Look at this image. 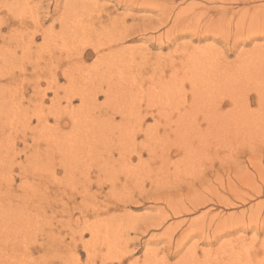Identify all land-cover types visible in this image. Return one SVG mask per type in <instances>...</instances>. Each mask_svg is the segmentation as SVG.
I'll use <instances>...</instances> for the list:
<instances>
[{
  "label": "rangeland",
  "instance_id": "obj_1",
  "mask_svg": "<svg viewBox=\"0 0 264 264\" xmlns=\"http://www.w3.org/2000/svg\"><path fill=\"white\" fill-rule=\"evenodd\" d=\"M69 1L71 0H0V264H145L148 262V259L153 258L152 252L154 256L158 255V257H163V259L168 256V260L165 259L164 261L166 264H177L180 257L181 259L184 258L182 259L184 261L186 259L192 260L188 259V256H185V254L190 255L192 258L196 256L193 260H197V258L207 259L208 257L205 258L204 256L205 249L213 251V255L211 254L210 257L217 258L216 260L211 258L214 261L211 264H215V261L216 264H238L239 261L244 263L249 261L246 264H260V260L264 261V230L262 229L259 232L254 231V233L253 229L249 228L248 223H251V225L260 224L264 219V130H257L259 135H257V131L252 133L251 130L244 133L241 125L237 128L233 125L232 131L242 129L240 133H237L238 135L231 132V130L227 132L222 129L221 132H218L215 128L211 131H215V133L213 132L214 134L220 133L218 137L219 141H217L216 137L211 136L210 133H208L206 138L205 135L202 138L195 137L196 130L193 129L195 133L192 132L193 126L198 127L200 124H203L204 120L203 113L199 112L202 105H196V107L191 108L194 102H191V99H193L192 92L194 89H197V85L195 84L194 87L190 81H187L189 80L188 74L191 65L181 63L180 61H183L189 52L188 50L193 51V48L196 49V52H199V56L202 55L201 58L203 57L205 60L203 61L204 69L207 70L203 81L202 79L197 81L198 85L202 86L203 89L199 93L209 96L207 98L204 97L208 100L209 108H212L211 104H209L212 101L208 98H212L213 100L217 96L216 101L222 102V119L229 118L226 112L231 110L229 109L231 106L234 107L228 98L229 93L233 91H236L237 96L239 95L238 98L242 97L243 101H247L246 104L252 107V111H258L259 104L257 99H259L258 95L260 94L259 88L264 98V59L263 63L260 62L262 70L258 66L256 75L247 76L239 74L242 79H239L240 76L237 75V79L235 78L232 82V86L229 85L226 78L228 77V73L234 70V67L246 65L245 54L248 56V53H252L254 56L257 52H260L264 55V39H261L264 36L255 37L248 43L242 42V37H246L248 34L251 35L253 31H259L258 27L254 28L255 24L257 26L254 18L247 19V22L240 21V17L243 16L242 13L246 9H254L255 6L257 7L261 3L264 4V0L250 3L244 2V0L238 2L236 0H149L148 8L147 6H140V3L144 0H137L134 7L130 5L125 6V2L130 4L129 0H76L78 1L76 4L65 5ZM170 13L171 19L167 25L159 26L155 31H148V34L147 32L138 34L143 28L144 23L142 22H151L152 25L154 23L157 24V21L160 22L164 18V14L168 15ZM179 13L180 15H176ZM177 16L183 19L181 20L182 22L180 21L172 33H167L169 26L173 23V19ZM146 17H151L152 19H147ZM124 18H126L127 22L125 24L127 27L129 25L132 28L134 27L136 35L134 34L133 37L125 40L123 39V41L116 40L115 43H111L112 45L110 46L113 48L110 50L108 43H110L111 38L109 37H113L115 34L118 35L119 31H123L125 28L123 27ZM136 22L138 25L141 23L142 26H138ZM225 22L226 25H224ZM241 22L246 24L242 25ZM115 23L118 24L116 25ZM183 23L186 26L182 25ZM221 25H223V28ZM103 30L105 34H103ZM78 31L80 32V36ZM151 34L155 37H159L160 35L164 40L161 38L160 40L151 42ZM99 39L100 42L98 41ZM104 39L107 42L105 46H102L103 49L97 53L93 51L92 47L96 43H102V40L105 42ZM168 40L171 41L169 42ZM147 41L150 42L147 43ZM121 47H125V49ZM75 49L93 52L91 56H85L86 59L82 63H77L82 67L76 64L78 69L82 72L83 67H85V71L87 72L82 73L88 74L91 71L92 77L95 76V73H97L96 76L99 74L97 81H103L104 85H106L104 89L107 88V80L108 85L111 84L109 88L115 92L113 100H107L104 94H99L97 105L89 108L88 106L86 108L82 107L80 98L74 99L72 107L78 113L75 115H78L79 125L77 128H73L71 125L62 127L63 131L61 132L62 135H60L55 130L53 132L54 128H52L55 127L53 126L55 123V119L53 118L55 111L51 102V99L54 98V93L51 89L47 90L48 96L46 97L44 106L46 115L49 116L48 124L51 128H43V124H38L36 118L33 117L41 107L39 105L34 106L35 102L39 99V97L35 96L36 88L34 87V82L38 79L37 73L40 72L42 75L40 76L39 88L40 90L46 89L50 85L51 73L53 71L51 70L52 65L56 64L55 61L51 62L52 59L62 52V55H64L62 63L68 64L67 62L73 61H69V58L72 56L76 57L75 53L77 50ZM104 52L109 53L111 56L113 55L111 65L108 63V59L105 60V57L101 55ZM50 54L53 58H50ZM99 55L101 56L99 57ZM238 55L243 59V63ZM66 56L69 57L66 58ZM174 56L176 57V65L172 67L170 62L173 58L175 59ZM115 60L116 64H114ZM48 63L49 66L46 67ZM237 63L239 64L238 66ZM35 65L39 67L37 71L34 70ZM186 71L188 72L186 73ZM213 72L214 74L216 73L215 76ZM175 75H177V78H175ZM206 75H210L212 77L211 80ZM185 78L188 79L186 80ZM205 79L210 81L208 82ZM170 82L174 83L175 86L170 85ZM163 83L167 85L166 88L168 86L173 87V97L176 99V102L173 99L170 103L173 108L166 110H169V113L173 114L174 120L179 112L184 111L183 117L186 120L189 116V122L190 118L194 120V123L191 121L194 125H189V122L188 124L185 122L190 128L185 125L184 118H182L183 121H181L180 126L176 124L177 122H174L172 128L166 129L164 127L166 118L160 115L159 110L162 101H165L166 98V95L163 93L164 88L160 87ZM214 84L215 86L217 85V88ZM59 86V96L64 107L66 102L62 97L66 93V90L70 88L68 78L60 76ZM89 86L87 87L89 88ZM207 86H209V89H207ZM180 87H182V93L179 91ZM121 88L132 90L126 99L125 96L123 98V95L122 97L119 96L120 94L118 95L119 92L117 91H121ZM209 92L213 94V97L212 95H207ZM115 95H118L117 98ZM240 95L242 96L240 97ZM156 97L157 99H155ZM181 97L187 100L185 105L186 110H184L182 105L180 107L177 106V100H181ZM132 102L135 106L131 104ZM170 104L166 107H170ZM137 106L141 107L140 112ZM120 108L121 110H119ZM60 109L62 110L59 114L61 113L62 119L67 121L69 119L67 112L69 111L62 107ZM147 110L156 114L153 113V116L143 117ZM166 110L162 109L164 112ZM49 111L51 114H48ZM26 114L32 116L29 119L30 121L25 120L27 119V116H24ZM139 116L140 119H138ZM110 119L113 120L110 121ZM221 126L223 127V125ZM74 129V134L80 131L77 147H81L82 149L86 150L89 147L93 149L94 146H102L103 143L108 142L107 145L109 148L112 147V152L108 151L109 156L107 157L109 158L106 159V163L103 162V158L106 157L107 151L103 152L105 155L101 159L96 157V155L85 157L87 154H84L85 151H81L83 155H80V157H78L79 155L77 157L71 156L72 160L69 159V155H64L58 151L59 145L62 151L65 136L72 134ZM133 129H141L136 135V142L144 141V144H146V148L144 147L142 150L140 159L137 155L138 152H135L134 149L130 150L132 147L128 148V146H131L129 137ZM51 132L54 137L51 135ZM183 133H186L187 136ZM46 136L48 138L51 136L50 140ZM180 136L183 139H191L190 143L193 145L190 149L194 147L192 153H187L185 149L172 148L173 146L170 143L172 141L174 143L175 141L178 142ZM164 138L168 141L164 140ZM54 141L59 142L56 143ZM218 142H220L219 146L215 145ZM194 143H198L196 144L197 146ZM208 143L213 144L214 147H209L207 148L208 151H205L207 149L203 147L208 146ZM166 144L171 145V149H167L168 145ZM150 145L156 148L152 153L147 148ZM199 145H201L200 149ZM53 146L58 150H54ZM114 147L116 151H114ZM52 149L56 157L49 153L52 152L50 151ZM169 150L171 154L169 158H166V155V157L163 156L164 151ZM49 155L50 157H48ZM227 156L230 157L228 158ZM64 157L65 159H63ZM82 158H84V161ZM85 158H88V160ZM73 160H76V162ZM131 162L134 165L138 164L140 167L133 166ZM131 167L132 169L135 167L134 171ZM145 167L151 168L146 169ZM110 168H112V171ZM217 169L219 170V175H216ZM88 171L91 172L89 173ZM204 171H207L206 174L209 176L208 181L212 180L211 182L204 181V179H202V182L199 180L202 178L201 175L205 173ZM178 184H182L180 191L179 188L175 187ZM201 193L207 197H205L206 201L209 197L208 201H205V205H198L199 207L196 206L197 208L191 206V210L188 209V212L179 215L171 214L173 209L181 208V205L184 203L185 207H187L190 201H192L189 200L192 197H202ZM217 193L220 195L218 198ZM221 198H227L229 201H221ZM210 199L211 201H209ZM103 205L104 207H101ZM106 206L110 208V211L109 208H105ZM160 213H169L170 219L167 218L161 227L150 228L148 231H143V233V221L149 216L154 217L157 214L160 215ZM206 213L207 215H205ZM224 218L228 219V223L230 224H228V227L242 224L247 231L242 229L237 232L234 231L233 233L235 234L233 235L227 236L223 235L224 231H222L221 239L212 243L205 242V240L207 241V239L212 238L211 233L214 232L219 219L223 220ZM76 219H79V221H76ZM179 222L182 223L178 224ZM195 227H197V230L193 231ZM74 229H79V231L87 229V231L79 233L77 232L78 230L75 232ZM201 229L205 231L201 233ZM90 230L93 231L91 232ZM106 231L108 232L105 233ZM188 231L191 233L199 231V233H196L197 236L192 235V237H189L184 246L180 248L176 247L177 245L175 244H178L176 242L178 236ZM161 232L163 235L165 234L162 236V240L149 238L153 233ZM172 234L173 237H171ZM202 235L206 237L203 238ZM226 242L229 244L226 246V248L228 247L227 249L223 246V243ZM194 243H197V245H194ZM220 245L224 248L216 254L215 251ZM194 246H197L196 249ZM146 249L151 250L147 252ZM180 253L184 255L181 256ZM159 264H162V262Z\"/></svg>",
  "mask_w": 264,
  "mask_h": 264
},
{
  "label": "bare ground",
  "instance_id": "obj_2",
  "mask_svg": "<svg viewBox=\"0 0 264 264\" xmlns=\"http://www.w3.org/2000/svg\"><path fill=\"white\" fill-rule=\"evenodd\" d=\"M237 2L238 1H241V0H236ZM235 1V2H236ZM256 1H263V0H244V2H256ZM129 2H130V4H128V2H125V6H127V5H130V6H132V7H134V4L137 2V0H129ZM156 2V1H155ZM233 2V1H232ZM76 3H78V1H76V0H74V1H69L68 2V4L66 3L65 5H73V4H76ZM82 3V2H81ZM179 3V2H178ZM177 3V4H178ZM57 4H58V2H57ZM148 4H149V0H144L142 3H140V6H142L143 5V7L144 6H147V8H148ZM256 4V3H255ZM155 5V4H154ZM153 5V6H154ZM77 6V5H76ZM150 6V5H149ZM156 6V5H155ZM167 6V5H166ZM255 6V5H254ZM69 7V6H68ZM67 7V8H68ZM71 7H73V6H71ZM131 7V8H132ZM205 7V6H204ZM249 7V6H248ZM103 8V7H102ZM137 8V7H136ZM143 9H145V8H143ZM160 9V8H159ZM181 9V8H180ZM243 9V8H242ZM156 10V9H155ZM192 10H194V9H192ZM244 10H245V8H244ZM170 11H172V10H170ZM175 11V10H174ZM81 12V11H80ZM159 12V11H158ZM201 12V11H200ZM108 13V12H107ZM24 15V14H23ZM158 15V14H157ZM165 15H167V14H164L163 16H164V18L160 21V22H158L157 21V24L156 23H154L153 25H152V23L150 22V23H146V22H142V23H144L143 24V28L141 29V32L139 31V33L138 34H140V33H143V32H147V34H148V31H155V29H158V27L159 26H165V25H167L168 24V22L170 21V19H171V13L170 14H168L167 16H165ZM176 15H180V13L179 14H176ZM234 15V14H233ZM242 15L243 16H241L240 17V21L242 20V22H247V19L249 20V19H251V18H254V21L257 23V26H256V24L254 25V28H257L258 27V29H259V31H253V33H251V35H247L246 37H242V42H250L253 38H255V37H258V36H260V35H262V37L264 36V4H260V5H258L257 7L255 6V8L253 9H251V8H249V9H246L243 13H242ZM161 16V15H160ZM75 17V16H74ZM230 17V16H229ZM238 17V16H237ZM147 18V17H146ZM151 18V17H150ZM150 18H147V19H150ZM154 18V17H153ZM94 19V18H93ZM118 19V18H117ZM126 18H124L123 19V21H124V23H123V27H125L124 29H123V31H119V33H118V35H113V37H109V38H111V40H110V43H108L109 45H108V47L110 46V45H112L111 43H115V41L116 40H118L119 39V41L120 40H122L123 41V39L125 40V39H127V38H130V37H133V35L135 34L136 35V32H135V29H133L132 28V26L130 27V25L127 27V25L125 24L127 21L125 20ZM152 19V18H151ZM115 20V19H114ZM154 21H155V19H153ZM160 20V19H159ZM181 20H183L182 18H180V16H177L175 19H173V23H171V25L169 26V29L167 30V33H172L176 28H177V26H178V24L180 23V21ZM197 20V19H196ZM195 20V21H196ZM208 20V19H207ZM101 21V20H100ZM112 21V20H111ZM143 21V20H142ZM198 21V20H197ZM122 22V21H121ZM182 22V21H181ZM220 22V21H219ZM241 22V24L242 25H244V24H246V23H242ZM251 22V21H250ZM229 23V22H228ZM116 24V23H115ZM118 24V23H117ZM116 24V25H117ZM135 24V23H134ZM136 24H137V22H136ZM252 24V23H251ZM263 24V25H262ZM138 25V24H137ZM136 25V26H137ZM182 25H185L186 26V24L185 23H183ZM224 25H226V22L224 23ZM228 25H230V24H228ZM115 26V25H114ZM133 26H135V25H133ZM138 26H142V24L140 23V25H138ZM237 26V25H236ZM246 26V25H245ZM256 26V27H255ZM81 27V26H80ZM101 27V26H100ZM122 27V26H121ZM182 27V26H181ZM196 28H197V26H195ZM221 27L223 28V25H221ZM221 27H220V29H221ZM230 27V26H229ZM240 27H243V26H240ZM103 28V27H102ZM106 28V27H105ZM105 28H104V30H105ZM109 28V27H108ZM114 28V27H113ZM186 28V27H185ZM195 28V29H196ZM203 28V27H202ZM206 28V27H205ZM238 28H239V26H238ZM244 28V27H243ZM70 29H71V27H70ZM74 29V28H73ZM78 29V28H77ZM118 29H120V28H118ZM199 29V28H198ZM237 29V28H236ZM242 29V28H241ZM60 30V29H59ZM104 30H103V34H105L104 33ZM109 30V29H108ZM116 30V29H115ZM120 30H122V29H120ZM138 30H139V28H138ZM187 30V29H186ZM197 30V29H196ZM212 30H213V28H212ZM137 31V30H136ZM194 31V30H193ZM228 31V30H227ZM72 32V31H71ZM79 32V31H78ZM77 32V33H78ZM116 32V31H115ZM138 32V31H137ZM208 32H209V30H208ZM221 32V31H220ZM237 32V31H236ZM241 32V31H240ZM239 32V33H240ZM113 33V32H112ZM196 33V32H195ZM98 34V33H97ZM102 34V35H103ZM114 34V33H113ZM154 34V33H153ZM185 34V33H184ZM76 35V34H75ZM110 35V34H109ZM204 35H205V33H204ZM222 35H223V33H222ZM239 35V34H238ZM79 36H80V32H79ZM79 36H78V38H79ZM101 36V35H100ZM114 36H115V38H114ZM236 36V35H235ZM148 37V36H147ZM193 37V36H192ZM203 37V36H202ZM207 37V36H206ZM76 38V37H75ZM102 38V37H101ZM157 38V39H156ZM162 38V36H160L159 35V37H155L154 35L152 36V34H151V42H155V41H157V40H160ZM208 38V37H207ZM72 39V38H71ZM98 39V38H97ZM107 39V38H106ZM146 39V38H145ZM163 39V38H162ZM261 39H264V38H261ZM67 40V39H66ZM105 40V39H104ZM164 40V39H163ZM174 40H176L175 38H174ZM228 40H229V38H228ZM71 41V40H70ZM99 42H100V39L98 40ZM169 41V40H168ZM171 41V40H170ZM169 41V42H170ZM187 41V40H186ZM205 41H206V39H205ZM69 42V41H68ZM80 42V41H79ZM97 42V41H96ZM102 43H99V44H97L96 43V45L95 46H93L92 48L94 49H92L93 51H95L96 53L98 52V51H101L102 49H103V47L102 46H105V44H106V42H107V40H105V42H103V40L101 41ZM118 42V41H117ZM150 42V41H149ZM148 41H147V43H149ZM226 42V41H225ZM241 42V43H242ZM48 43V42H47ZM56 43V42H55ZM60 43V42H59ZM71 43V42H70ZM243 43V44H244ZM246 43V44H247ZM263 43V42H262ZM237 44H238V42H237ZM251 44V43H250ZM227 45V44H226ZM236 45V44H235ZM256 45V44H255ZM61 46V45H60ZM71 46V45H70ZM122 46V45H121ZM146 46V45H145ZM149 46H151V45H149ZM161 46V45H160ZM187 46V45H186ZM236 46H238V45H236ZM243 46V45H242ZM72 47V46H71ZM155 47V46H154ZM175 47V46H174ZM180 47V46H179ZM197 47V46H196ZM234 47V46H233ZM232 47V48H233ZM52 48V47H51ZM68 48L70 49V47L68 46ZM110 48V50H112V46H110L109 47ZM122 48V47H121ZM124 49H125V47H123ZM122 48V49H123ZM148 48V47H147ZM146 48V49H147ZM160 48V47H159ZM192 48V47H191ZM255 48V47H254ZM84 49V48H83ZM100 49V50H99ZM146 49H144V50H146ZM172 49V48H171ZM185 49V48H184ZM194 50L193 51H190V50H188V48H187V50L189 51L188 53H187V56L185 57V59L183 60V61H180L181 63H186V64H190L191 66H190V72H189V74H188V77H189V80H187L186 78V80L187 81H190L191 82V85L192 86H194L195 87V84L197 85V89H194V91L192 92V97H193V99H191L192 101L191 102H193V104H192V106H191V108L192 107H196V105L197 106H200V105H202V107H201V110L199 111V112H202L203 113V118H204V120H203V124H196V125H199L198 127H195V125L194 124H192V123H194V120H191V118H190V122H189V117H187V120L183 117V115H184V111L183 112H179L178 113V116L176 117V119L174 120V118H173V114L172 113H169V110L171 109V108H173L172 107V105L170 104L171 103V101H173V99H174V101L176 100L173 96H174V91L172 90V88L173 87H167L166 88V84L165 83H163V84H161L160 85V87L161 88H164L163 89V93L166 95V98H165V101H162V103H161V107H160V115L162 116V117H164V118H166L165 119V124H164V127H166V129L167 128H172V125L174 124V122H177L176 124H178L179 126H180V123H181V121H183L184 120V123L186 122L187 124H188V122H189V125H194L193 126V128H192V132H194L193 131V129L194 130H196L193 134H194V136L195 137H198V138H202L204 135H205V138H206V136L208 135V133H210L211 134V136H214V137H216L217 138V141H219L220 139H218V137H219V135H220V133L218 134V133H216V134H214L215 133V131H211V130H214L215 128H216V130H218V132H221L222 131V129H224L225 131H227V132H230V130H231V132H233V133H235V134H237V133H240L241 132V130L243 129V131H244V133H247V131L249 132V130H251V132L252 133H254L255 131H257V130H264V98L262 97V92H261V90H259L260 88L259 87H257V88H259L258 89V91L260 92V94L258 95V98L259 99H257V101H258V104H259V110L257 111V110H255V111H252V107H250V105H248V104H246V102L245 101H243V98L241 97L242 95H240V97L241 98H238V96L236 95V91H231L232 93H229V100H230V102L234 105V107H230L229 109H231L229 112H226V114L228 115V117L229 118H226V119H222L221 117H222V102L220 101H216V97H215V99H213L212 100V98H208V99H211L210 101H212V102H210L209 104H211V106H212V108L210 107H208V100L206 99L207 97H209V96H204V95H206V94H200L199 92L200 91H202L203 89H202V86H200V85H198V83H197V81L200 79H202V81H203V77H205L204 75H205V73H206V70L207 69H204V64H203V61H205L204 59H203V57L201 58V56H199V52L197 51L196 52V49L195 48H193ZM239 49V48H238ZM256 49V48H255ZM52 50V49H51ZM60 50V49H59ZM74 50V49H73ZM75 50H77L76 51V53H75V56L76 57H74V56H70L71 58H69V61H71V60H73V61H71V62H67L68 64H63L62 63V61H64L63 60V56L64 55H62V52L61 53H59V55L58 56H56L54 59H52V61L50 60V58H53V56H51V54H50V58H49V60L53 63L54 61L56 62V64H54V65H52V69L51 70H53L52 71V73H51V71H50V73H51V81H50V85H48L47 86V88L46 89H44V90H40V76L42 75V74H40V72L39 73H37V77H38V79L37 80H35L36 82H34V87L36 88V90H35V96H37V98L39 97V99L35 102V105L34 106H37V105H39V106H41L40 107V110H38V113H35V115L33 116V117H35L36 118V120H37V122H38V124H43V128H45V127H49V128H51L50 126H49V122H48V120H49V116L48 115H46V109L44 108V106H45V101H46V97L48 96L47 94H48V92H47V90H49V89H51L52 90V92L54 93V98H52L51 99V102H52V105H53V109H54V111H55V113L53 114L54 115V119H55V123L53 124V126H55V127H52V128H54L53 129V132H54V130H55V132L56 133H58V134H60V135H62V127H66L67 125L69 126V125H71L73 128L75 127V128H77V126L79 125V118H78V115H75V114H78L77 113V111H75V110H73V107H72V104H73V101H74V99H76V98H80V103H82V107L83 108H86L87 106H88V108L89 107H93V105H97V100H98V95L99 94H104L105 95V97H106V99L108 100V99H112L113 100V96H114V92L115 91H113L111 88H109L110 86H111V84H109L108 85V81L106 80V83H107V88L106 89H104V86H106V85H104V83H103V81L101 82V81H97L98 79V75L96 76V74L97 73H95V76L94 77H92L91 76V71L88 73V74H83L82 72H87V71H85V67H83V69H82V72L78 69V67H77V65H79V64H77V63H82L85 59H86V57H88V56H91L92 54H93V52L92 51H88V50H86V51H80L79 49H75ZM118 50H120V49H118ZM139 50H141V49H139ZM143 50V49H142ZM186 50V49H185ZM192 50V49H191ZM52 51H54V50H52ZM80 51V52H79ZM114 51V50H113ZM120 51H122V50H120ZM148 51H150L149 49H148ZM228 51V50H227ZM241 51V50H240ZM71 52V51H70ZM73 52V51H72ZM126 52V51H125ZM143 52V51H142ZM180 52V51H179ZM105 53V52H104ZM102 53L101 55H103V57H105V60H107V61H109L108 63H110V65H111V62H112V60H111V58H112V56L109 54V53ZM110 53H112V52H110ZM177 53V52H176ZM260 52H257V54L256 55H252V53H248V56H246V54H245V57H246V59H245V61L247 62L246 63V65L244 66V65H239L238 63H237V66L238 67H234V70L233 71H231L230 73H228V77L226 78L227 80H228V82H229V85H231L232 86V82L235 80V78H236V76L237 75H239V74H242V75H247V76H250V75H256V71H258V66H259V68L261 69V67H262V65H261V63H263V59H264V55H262L261 53L259 54ZM98 54H100V53H98ZM113 54V53H112ZM116 54V53H115ZM255 54V53H254ZM73 55V54H72ZM101 55H99V57L101 56ZM111 57H110V56ZM180 55V54H179ZM86 56V57H85ZM168 56V55H167ZM225 56V55H224ZM242 56V55H241ZM69 57V56H68ZM67 56H66V58H68ZM109 57V58H108ZM175 57V56H174ZM238 57H239V55H238ZM243 57V56H242ZM121 58V57H120ZM170 58V57H169ZM237 58V57H236ZM240 59H241V57H239ZM65 59V58H64ZM99 59V58H98ZM110 59V60H109ZM114 59V58H113ZM165 59H168V58H165ZM182 59V58H181ZM117 60V59H116ZM116 60L114 61V64H116L115 62H116ZM170 60H171V58H170ZM167 61V60H166ZM209 61V60H208ZM118 62V61H117ZM169 62V61H168ZM167 62V63H168ZM234 62V61H233ZM241 62L243 63V59H241ZM241 62H240V64H241ZM261 62V63H260ZM37 63V62H36ZM47 63V62H46ZM107 63V64H108ZM119 63V62H118ZM167 63H166V65H167ZM171 66L172 67H174L175 65H176V57H175V59L173 58V60H171ZM232 63V62H231ZM38 64V63H37ZM77 64V65H76ZM207 64V63H206ZM219 64V63H218ZM225 64H227V63H225ZM130 65V64H129ZM163 65H164V62H163ZM208 65V64H207ZM236 65V64H235ZM49 66V63L46 65V67H48ZM79 66H81V65H79ZM121 66V65H120ZM35 68H34V70L35 71H37L38 69H39V67H38V65H35L34 66ZM82 67V66H81ZM182 67H183V65H182ZM210 67V66H209ZM92 68V67H91ZM90 68V69H91ZM97 68V67H96ZM117 68H118V66H117ZM90 69H88V70H90ZM104 69V68H103ZM119 69V68H118ZM158 69V68H157ZM165 69V68H164ZM173 69V68H172ZM48 70V69H47ZM47 70H45V72L47 71ZM183 70V69H182ZM262 70V69H261ZM166 71V70H165ZM184 71V70H183ZM230 71V70H229ZM104 72V71H103ZM188 71H186V73H187ZM35 73V72H34ZM46 73H48V72H46ZM119 73V72H118ZM122 73V72H121ZM165 73V72H164ZM185 73V72H184ZM186 73H185V75H186ZM220 73V72H219ZM49 74V73H48ZM105 74V73H104ZM104 74H102V75H104ZM162 74V73H161ZM213 74H214V72H213ZM216 74V73H215ZM215 74H214V76H215ZM112 75V74H111ZM121 75V74H120ZM119 75V76H120ZM128 75V74H127ZM184 75V76H185ZM218 75V74H217ZM34 76H35V74H34ZM60 76H64V77H67L68 78V82H69V85H70V88H68V90H66V93L64 94V96L62 97L64 100H65V105H64V107L62 106V101H61V97L59 96V90H60V86H59V79H60ZM207 77L209 76L210 77V75H206ZM213 76V77H214ZM240 76V75H239ZM36 77V78H37ZM43 77V76H42ZM48 77V76H47ZM88 77V78H87ZM116 77V76H115ZM162 77H166V76H162ZM170 77V76H169ZM187 77V76H186ZM217 77V76H216ZM243 77H245V76H243ZM44 78V77H43ZM42 78V79H43ZM76 78H78L77 80H76ZM109 78H111V77H109ZM113 78V77H112ZM120 78V77H119ZM175 78H177V75H175ZM196 78H198L197 80H196ZM211 78L212 77H210V80H211ZM91 81H90V80ZM169 79V78H168ZM184 79V78H183ZM183 79H181V80H183ZM214 79H215V77H214ZM237 79V78H236ZM239 79H242L241 78V76L239 77ZM238 79V80H239ZM49 80V79H48ZM84 80H86V81H84ZM109 80V79H108ZM112 80V79H111ZM111 80H110V82H111ZM119 80V79H118ZM185 80V81H186ZM206 81H208V79H205ZM209 80V81H210ZM82 81V82H81ZM138 81V80H137ZM208 81V82H209ZM213 81V80H212ZM219 81V80H218ZM239 81H241V80H239ZM47 82V81H46ZM81 82V83H80ZM109 82V83H110ZM126 82V81H125ZM173 82V81H172ZM181 82V81H180ZM184 82V81H183ZM207 82V83H208ZM214 82V81H213ZM116 83V82H115ZM127 83V82H126ZM199 83H201V82H199ZM125 84V83H124ZM168 84V83H167ZM173 85V86H175V84L174 83H171L170 82V85ZM226 84V83H225ZM255 84V83H254ZM90 85V86H89ZM115 85V84H114ZM205 85V84H204ZM211 85V84H210ZM248 85V84H247ZM256 85V84H255ZM68 86V85H67ZM87 86H89V88L87 87ZM132 86V85H131ZM182 86H183V84H182ZM214 86H215V84H214ZM217 86V85H216ZM215 86V87H216ZM242 86V85H241ZM76 87H78V88H76ZM209 86H207V89H209L208 88ZM211 87H212V85H211ZM214 87V88H215ZM262 87H263V85H262ZM58 88H59V90H58ZM71 88H73V89H71ZM114 88V87H113ZM166 88V89H165ZM179 88V87H178ZM177 88V89H178ZM181 88L182 87H180V92H181ZM217 88V87H216ZM233 88V87H232ZM156 89V88H155ZM221 89V88H220ZM228 89V88H227ZM243 89H244V87H243ZM249 89V88H248ZM263 89H264V87H263ZM230 90H231V88H230ZM238 90V89H237ZM117 91V90H116ZM131 91L132 90H128V89H126V88H121V91H117V92H119L118 93V95L119 96H121L122 97V95H123V98H124V96H125V99L127 98V97H129V95H130V93H131ZM142 91V90H141ZM227 91V90H226ZM244 91H245V89H244ZM147 92V91H146ZM215 92V91H214ZM219 92H220V90H219ZM156 93V92H155ZM178 94H179V92H177ZM182 93V92H181ZM180 93V94H181ZM185 93V92H184ZM177 94V95H178ZM242 94H243V92H242ZM244 94H245V92H244ZM117 95V96H118ZM150 95H152V94H150ZM185 95H186V93H185ZM207 95H212V97H213V94H211L210 92L207 94ZM264 95V94H263ZM117 96L115 95V97L117 98ZM135 96V95H134ZM176 96V95H175ZM215 96V95H214ZM114 97V99L116 100V98ZM152 97V96H151ZM186 97V96H185ZM184 97V98H185ZM204 97H206V98H204ZM211 97V96H210ZM222 97H224V96H222ZM246 97V100H247V95L245 96ZM122 98V99H123ZM122 99H121V101H122ZM155 99H157V97L155 98ZM31 100V99H30ZM142 100V99H141ZM151 100V99H150ZM207 100V101H206ZM24 101V100H23ZM186 99H183L182 97H181V100H177V106H181L182 105V107H184V110H186ZM111 102V101H110ZM160 102V101H159ZM158 102V103H159ZM176 102V101H175ZM244 102V103H243ZM79 103V104H80ZM114 103V102H113ZM136 103V102H135ZM185 103V104H184ZM119 105H120V103H118ZM131 104H133L134 105V103L132 102ZM150 104V103H149ZM171 105L170 107H166L167 105ZM250 104V103H249ZM137 105V104H136ZM160 105V104H159ZM175 105V104H174ZM135 106V105H134ZM65 108V109H67L69 112H67V114H68V117H69V119L66 121V120H64V119H62L63 118V116L61 115V113L59 114V112L62 110V109H60V108ZM98 107V106H97ZM107 107H109V106H107ZM138 107V106H137ZM151 107H153V106H151ZM150 107V108H151ZM155 107V106H154ZM153 107V108H154ZM121 108H122V106H121ZM121 108L119 109V110H121ZM136 108V107H135ZM143 108V107H142ZM52 109V110H53ZM114 109V108H113ZM131 109V108H130ZM140 109H141V107L139 106L138 107V111L140 112ZM162 109L163 110H166V109H169V110H166L165 112L164 111H162ZM188 109V108H187ZM197 109H198V107H197ZM100 110V109H99ZM102 110V109H101ZM193 110H194V108H193ZM254 110V109H253ZM35 111V110H34ZM118 111V110H117ZM122 111H123V109H122ZM172 111V110H171ZM176 111V110H175ZM180 111V110H179ZM191 111V110H190ZM25 112V111H24ZM48 112V111H47ZM127 112V111H126ZM131 112V111H130ZM134 112V111H133ZM157 112H158V110H157ZM168 114H167V113ZM106 113V112H105ZM154 112H151V111H149V110H147V112L144 114V116L143 117H146V116H153L152 114H153ZM48 114H51V112L49 111V113ZM154 114H156V113H154ZM186 114V113H185ZM159 115V116H160ZM24 116H27V119H25V120H29V119H31L32 118V116H30V115H24ZM186 116V115H185ZM109 117V116H108ZM202 117V116H201ZM24 118H26V117H24ZM110 118H111V116H110ZM156 118V117H155ZM182 118H184L183 120H182ZM261 118H263V119H261ZM138 119H140V116H139V118ZM157 119V118H156ZM162 119V118H161ZM195 119V118H194ZM222 119V120H221ZM14 120V119H13ZM24 120V119H23ZM22 120V121H23ZM82 120V119H81ZM105 120V119H104ZM113 119H110V121H112ZM30 121V120H29ZM32 121V120H31ZM92 121H93V119H92ZM123 121V120H122ZM191 121H193L192 123H191ZM223 121V122H222ZM106 122V121H105ZM125 122V121H124ZM137 122V121H136ZM198 122V121H197ZM108 123H110V122H108ZM183 123V124H184ZM186 123H185V125H186ZM117 124V123H116ZM121 124V123H120ZM119 124V125H120ZM124 124V123H123ZM140 124V123H139ZM142 124V123H141ZM28 125H30V124H28ZM87 125V124H86ZM115 125V124H114ZM155 125V124H154ZM166 125V126H165ZM184 125V126H185ZM221 125H223V127L221 126ZM233 125L237 128V127H239L240 125L242 126V129L240 130V129H238L239 131H232L233 130ZM93 126V125H92ZM157 126H158V124H157ZM156 126V127H157ZM162 126H163V124H162ZM183 126V125H182ZM186 126H188V125H186ZM110 127V126H109ZM120 127V126H119ZM135 127V126H134ZM148 127V126H147ZM154 128V127H153ZM186 128V127H185ZM188 128H190L189 126H188ZM47 129V128H46ZM110 129V128H109ZM142 129V128H141ZM141 129H138V130H136V129H133L132 131H131V133H130V137H129V141H130V145L131 146H128V148H130V147H132V148H130V150L131 149H134V151L135 152H138V156H139V159L141 158V156H142V150L144 149V147H145V145L146 144H144L145 142L144 141H141V142H136L137 140V134L139 133V131H141ZM174 129V128H173ZM177 129V128H176ZM175 129V131H177ZM77 130V129H76ZM83 130V129H82ZM147 130H151V129H147ZM45 131V130H44ZM155 131V130H154ZM185 131V130H184ZM189 131H191L190 129H189ZM74 132H75V129L73 130V133L72 134H67L68 136H65V142H63L64 143V145H62V147H63V149H62V151H61V146L59 145L58 147V149H56V147L55 146H53V149L54 150H58L59 152H61V153H63L64 155H69V159H71L70 157L71 156H76L77 157V155H79L78 157H80V155H83L82 153H81V151H85V153L84 154H87L85 157H87V156H91V155H96V157H99L100 159L105 155L103 152L104 151H107V155H106V157L107 156H109V152L108 151H110V152H112V147H110L109 148V146L107 145V143L108 142H105V143H103L102 144V146L101 145H98V146H94L93 147V149L91 148V147H89L88 149H82L81 147H77V145H78V143L77 142H79L78 140H79V132L77 133V134H74ZM159 132H160V129H159ZM167 132H168V130H167ZM182 132V131H181ZM105 133V132H104ZM144 133V132H143ZM149 133H150V131H149ZM148 133V134H149ZM169 134H170V132H168ZM171 133H172V131H171ZM187 133H188V131H187ZM213 133V134H212ZM43 134V133H42ZM66 134V133H65ZM146 134V133H145ZM155 134V133H154ZM160 134V133H159ZM163 134H164V132H163ZM182 134V133H181ZM184 135H186V133H183ZM191 134V133H190ZM189 134V135H190ZM228 134V133H227ZM230 134V133H229ZM47 135V134H46ZM51 135H52V132H51ZM55 135V134H54ZM57 135V134H56ZM83 135V134H82ZM100 135V134H99ZM151 135V134H150ZM183 135V136H184ZM188 135V136H189ZM238 135V134H237ZM257 135H259L258 134V131H257ZM263 135V134H262ZM53 136V135H52ZM87 136V135H86ZM164 136V135H163ZM166 136V135H165ZM187 136V135H186ZM235 136V135H234ZM249 136H251V135H249ZM47 137V136H46ZM45 137V138H46ZM54 137V136H53ZM82 137V136H81ZM105 137H107V136H105ZM147 137V136H146ZM145 137V138H146ZM157 137H159V136H157ZM238 137V136H237ZM253 137V136H252ZM48 138V137H47ZM49 138H51V136H49ZM48 138V139H49ZM60 138V137H59ZM84 138V137H83ZM121 138V137H120ZM160 138H162V137H160ZM168 138V137H167ZM191 138V137H190ZM148 139V138H147ZM158 140H159V138H157ZM196 139V138H195ZM50 140V139H49ZM56 140H58L57 138H56ZM61 140V139H60ZM59 140V141H60ZM81 140V139H80ZM116 140V139H115ZM119 140V139H118ZM154 140H156V139H154ZM164 140H166L165 138H164ZM187 139H183V137L181 138V136H180V139H179V141L178 142H176L175 141V143H174V141H172V143H170L173 147L172 148H180V149H182V150H186L187 151V153H192V149L194 148H192V149H190V147H192V143H190V140L191 139H189V140H187ZM199 140H201V139H199ZM199 140H198V142H199ZM215 140V139H214ZM245 140V139H244ZM58 141V142H59ZM64 141V140H63ZM122 141V140H121ZM120 141V142H121ZM145 141H146V139H145ZM151 141H153V140H151ZM166 141H168V140H166ZM241 141V140H240ZM54 142H56V141H54ZM58 142H56V143H58ZM61 142V141H60ZM90 142V141H89ZM116 142H119V141H116ZM164 142V141H163ZM196 142V141H195ZM110 143V142H109ZM156 143V142H155ZM167 143V142H166ZM174 143V144H173ZM212 143V142H211ZM214 143V142H213ZM219 143L220 142H218V144H215V145H218L219 146ZM95 144V143H94ZM93 144V145H94ZM123 144V143H122ZM151 144V143H150ZM157 144V143H156ZM163 144V143H162ZM178 144V145H177ZM195 145L196 144H198V143H194ZM200 144V143H199ZM204 144V143H203ZM209 145L208 146H206V147H203V148H205V149H207V148H211L212 146H213V144H210V143H208ZM249 144V143H248ZM252 144V143H251ZM81 145V144H80ZM84 145V144H83ZM125 145V144H124ZM165 145V144H164ZM166 145H168V144H166ZM171 145H168L166 148L167 149H171ZM194 145V146H195ZM229 145H231V144H229ZM52 146V145H51ZM92 146V145H91ZM162 146V145H161ZM197 146V145H196ZM200 146L201 145H199V149H200ZM48 148H49V146H47ZM116 147V146H115ZM115 147H114V151H116L115 150ZM160 147V146H159ZM182 147V148H181ZM214 147V146H213ZM216 147V146H215ZM229 147V146H228ZM81 148V149H80ZM85 148V147H84ZM117 148V147H116ZM123 148V147H122ZM146 148V147H145ZM147 148H149V150H150V153H152V152H154V150L156 149V148H154V147H151V145L150 146H147ZM166 148H165V150H166ZM250 148H251V146H250ZM53 149L52 150H50V151H52V152H49V153H51V155H53V156H55L53 153H54V151H53ZM162 149V148H161ZM251 149H253V148H251ZM127 150V149H126ZM204 150V149H203ZM215 150V149H214ZM156 151H158V150H156ZM179 151V150H178ZM196 151H198V150H196ZM205 151H208V149L207 150H205ZM217 152H218V150H216ZM215 151V153H217ZM40 152V151H39ZM126 152H128V151H126ZM135 152H134V154H135ZM163 152V151H162ZM161 152V153H162ZM166 152H168L167 154H166ZM164 151V154H163V156H165L166 158H169V155L171 154L170 153V150L169 151ZM193 152H195V151H193ZM199 152V151H198ZM47 153H48V150H47ZM120 153V152H119ZM123 153V152H122ZM128 153H130V152H128ZM156 153V152H155ZM154 153V154H155ZM185 153V152H184ZM59 154V153H58ZM133 154V155H134ZM211 154V153H210ZM214 154V153H213ZM126 155V154H125ZM131 155V154H130ZM58 156V155H57ZM111 156V155H110ZM128 156V155H127ZM151 156V155H150ZM161 156V155H160ZM211 156V155H210ZM215 156V155H214ZM48 157H50V155L48 156ZM56 157V156H55ZM54 157V158H55ZM93 157V156H92ZM91 157V158H92ZM96 157H94V158H96ZM104 157L103 158V162L104 163H106L107 162V160L106 159H108L109 157ZM162 157V156H161ZM209 157V156H208ZM228 157V156H227ZM230 157V156H229ZM228 157V158H229ZM75 158V157H74ZM73 158V159H74ZM90 158V159H91ZM115 158H116V156H115ZM129 158H131V157H129ZM129 158H127V159H129ZM156 158V157H155ZM217 158H218V156H217ZM53 159V158H52ZM63 159H65V157L63 158ZM84 158H82V160H83ZM85 159H87L88 160V158H85ZM98 159V158H97ZM143 159H145V158H143ZM157 159V158H156ZM165 159V158H164ZM186 159V158H185ZM184 159V160H185ZM220 159H222V158H220ZM59 160H61L60 158H59ZM72 160V159H71ZM77 160H78V158H77ZM79 160H80V158H79ZM81 160V161H82ZM123 160V159H122ZM163 160V159H162ZM73 161H75L76 162V160H73ZM80 161V162H81ZM84 161V160H83ZM82 161V162H83ZM91 161V160H90ZM127 161H129V160H127ZM147 161H149V160H147ZM146 161V162H147ZM211 161V160H210ZM236 161V160H235ZM238 161V160H237ZM85 162H87V161H85ZM102 162V161H101ZM118 162V161H117ZM172 162V161H171ZM179 162H182V161H179ZM222 162V161H221ZM254 162V161H253ZM53 163V162H52ZM68 163V162H67ZM132 163V162H131ZM141 163V162H140ZM139 163V164H140ZM150 163V162H149ZM148 163V164H149ZM187 163V162H186ZM83 164H84V162H83ZM82 164V165H83ZM87 164H88V162H87ZM113 164V163H112ZM130 164V163H129ZM133 164V163H132ZM173 164V163H172ZM177 164H179V163H177ZM233 164H235V163H233ZM68 165V164H67ZM73 165V164H72ZM85 165H86V163H85ZM93 165V164H92ZM102 165V164H101ZM105 165V164H104ZM126 165H128V164H126ZM125 165V166H126ZM131 165V164H130ZM141 165V164H140ZM162 165V164H161ZM169 165V164H168ZM224 165V164H223ZM70 166V165H69ZM94 166V165H93ZM108 166V165H107ZM106 166V167H107ZM133 166H138V164H136V165H134L133 164ZM143 166H145V165H143ZM65 168H66V166H64ZM84 167H88V166H84ZM90 167V166H89ZM104 167V166H103ZM127 167H130V166H127ZM138 167H140V166H138ZM152 167V166H151ZM151 167H149V168H151ZM201 167V166H200ZM99 168H100V165H99ZM113 168V167H112ZM112 168H110L111 169V171H112ZM135 168V167H134ZM133 168V169H134ZM146 168V167H145ZM148 168V167H147ZM146 168V169H147ZM148 168V169H149ZM186 168V167H185ZM209 168V167H208ZM212 168H214V167H212ZM73 169V168H72ZM77 169V168H76ZM87 169V168H86ZM121 169V168H120ZM131 169H132V167H131ZM132 169V170H133ZM137 169H140V168H137ZM153 169V168H152ZM164 169V168H163ZM163 169H162V171H163ZM194 169V168H193ZM201 169H203V168H201ZM210 169V168H209ZM64 170H66V169H64ZM68 170V169H67ZM83 170V169H82ZM89 170V169H88ZM91 170V169H90ZM103 170H104V168H103ZM124 170V169H123ZM142 170V169H141ZM151 170V169H150ZM150 170H149V173H150ZM186 170H188V169H186ZM211 170V169H210ZM72 171V170H71ZM110 171V170H109ZM110 171V172H111ZM117 171V170H116ZM134 171V170H133ZM145 171V170H144ZM147 171V170H146ZM217 172H216V175H219V170L217 169L216 170ZM73 172V171H72ZM72 172H70L71 174H73ZM89 172V171H88ZM91 172V171H90ZM89 172V173H90ZM96 172V171H95ZM109 172V173H110ZM115 172V171H114ZM124 172V171H123ZM139 172V174H140V170L138 171ZM138 172H137V175H138ZM165 172V171H164ZM184 172V171H183ZM200 172V171H199ZM205 172V173H204ZM203 173L204 174H200L199 173V175H201L202 176V178H200L199 180H201V182H202V179H204V181H208L209 180V176H208V174H206V172L207 171H204ZM246 172V171H245ZM103 173H105V171H103ZM134 173V172H133ZM141 173H142V171H141ZM145 173V172H144ZM148 173V174H149ZM175 173V172H174ZM190 173V172H189ZM209 173V172H208ZM88 174V173H87ZM115 174V173H114ZM129 174V173H128ZM81 175V174H80ZM90 175V174H89ZM104 175V174H103ZM106 175V174H105ZM134 175V174H133ZM158 175V174H157ZM163 175V174H162ZM162 175H161V177H162ZM168 175V174H167ZM190 175V174H189ZM73 176V175H72ZM88 176V175H87ZM91 176V175H90ZM90 176H88V177H90ZM108 176V175H107ZM116 176V175H115ZM118 176H119V174H118ZM129 176V175H128ZM127 176V177H128ZM143 176V175H142ZM165 176V175H164ZM200 176V177H201ZM93 177V176H92ZM96 177V176H95ZM114 177V176H113ZM168 177V176H167ZM219 177V176H218ZM67 178V177H66ZM87 178V177H86ZM91 178V177H90ZM119 178V177H118ZM131 178H133V177H131ZM137 178V177H136ZM154 178V177H153ZM159 178H160V176H159ZM197 178V177H196ZM149 179V178H148ZM215 179V178H214ZM222 179V178H221ZM221 179H219V180H221ZM72 180V179H71ZM91 180V179H90ZM104 180V179H103ZM184 180V179H183ZM198 180V179H197ZM196 180V181H197ZM217 180H218V178H217ZM25 181V180H24ZM102 181V180H101ZM108 181V180H107ZM195 181V180H194ZM193 181V182H194ZM212 181V180H211ZM211 181H208V182H211ZM105 182V181H104ZM127 182V181H126ZM152 182V181H151ZM154 182V181H153ZM191 182H192V180H191ZM200 182V181H199ZM106 183V182H105ZM197 183V182H196ZM114 184H115V182H114ZM141 184V183H140ZM191 184V183H190ZM194 184V183H193ZM202 184V183H201ZM204 184V183H203ZM207 184V183H206ZM182 184H178L177 186L175 185V187L176 188H179V191L181 190V186ZM197 185V184H196ZM212 185V184H211ZM70 186V185H69ZM151 187H152V185H151ZM156 187V186H155ZM158 187V186H157ZM213 187V186H212ZM170 188V187H169ZM135 189V188H134ZM160 189V188H159ZM255 189V188H254ZM145 190V189H144ZM143 190V191H144ZM156 190V189H155ZM193 190V189H192ZM204 190H206L205 188H204ZM208 191V190H207ZM195 192V191H194ZM135 193V192H134ZM197 193V192H196ZM202 194V193H201ZM198 195H200V194H198ZM203 195V194H202ZM190 196V195H189ZM192 196V195H191ZM194 196V195H193ZM218 196H220V195H218V193H217V198H218ZM67 197H68V195H67ZM205 197L206 196H196V197H192L191 199H189V200H192V201H190V204H188V206L187 207H185L186 205H185V203L184 204H182L181 205V208H178L177 206H175V207H177L178 209H173V212L171 213V214H173V215H179V214H182V213H186V212H188V209L189 210H191L192 209V207H196V206H201L202 204L203 205H205L206 203H205V201H206V199H205ZM215 197V196H214ZM222 197V196H221ZM225 197V196H224ZM207 198V197H206ZM135 200H136V198H134ZM138 199V198H137ZM208 199H209V197H208ZM208 199H207V201H208ZM222 200L221 201H224L225 202V200L226 201H229V199H227V198H221ZM219 200V199H218ZM132 201V200H131ZM180 201V200H179ZM206 201V202H207ZM209 201H211V199L209 200ZM129 202V201H128ZM137 202H139V201H137ZM64 204H66V203H64ZM129 204V203H128ZM109 205V204H108ZM112 205V204H111ZM120 205V204H119ZM171 205H173V204H171ZM175 205V204H174ZM178 205V204H177ZM118 206V205H117ZM192 206V207H191ZM198 206V207H199ZM101 207H104V205L103 206H101ZM171 207V206H170ZM173 207V206H172ZM191 207V208H190ZM105 208H109V207H105ZM197 208V207H196ZM97 209H99V208H97ZM95 210V209H94ZM101 210V209H100ZM105 211V210H104ZM106 211H107V209H106ZM109 211H110V208H109ZM108 211V212H109ZM94 212V211H93ZM207 212V211H206ZM159 214V213H158ZM157 214V216H149V217H147L146 218V220L145 221H143V223H144V225H143V229H142V232L143 231H148L150 228H159V227H161L162 225H163V223H164V221L165 220H167V218H169V213L167 214V213H160V215H158ZM254 214V213H253ZM205 215H207V213L205 214ZM251 215H252V213H251ZM257 216V215H256ZM255 216V217H256ZM213 217V216H212ZM253 217V216H252ZM172 218V217H171ZM170 219V218H169ZM211 219V218H210ZM245 219V218H244ZM257 219V218H256ZM214 220V219H213ZM252 220H254V219H252ZM76 221H79V219H76ZM89 221V220H88ZM211 221H212V219H211ZM257 221V220H256ZM183 222V221H182ZM181 222V223H182ZM214 222V221H213ZM180 222L178 223V224H181ZM204 223H205V221H204ZM223 223V224H222ZM92 224V223H91ZM209 224H211V223H209ZM226 225V227H225V225ZM229 223H228V219L227 218H224L223 220H221V219H219V221H218V224H216V228H215V230H214V232L213 233H211V239H207V241L205 240V242H210V243H212L213 241H217V240H219V239H221L222 238V231H224L223 233V235H233V234H235V233H233L234 231L235 232H237L238 230H242V229H244V230H246V228H245V226L244 225H236V226H234V227H228L229 225H228ZM89 225V224H88ZM175 225H176V223H175ZM203 225V224H202ZM205 225V224H204ZM212 225V224H211ZM222 225H223V227H222ZM248 225H249V228L250 229H253V232L254 231H256V232H259L260 230H264V219L261 221V223L260 224H258V223H256V224H254V225H251V223H248ZM83 226V225H82ZM94 227V226H93ZM106 227V226H105ZM209 227V226H208ZM213 227V226H212ZM92 228V227H91ZM98 228V227H97ZM176 228V227H175ZM193 228V227H192ZM210 228V227H209ZM204 229V228H203ZM203 229H201L202 231H201V233L202 232H204L203 231ZM248 229V228H247ZM75 230V229H74ZM78 230V231H77ZM77 230H75V232L77 231V232H81V233H83L84 231L86 232L87 231V229H84V230H80L79 231V229H77ZM169 230V229H168ZM190 230V229H189ZM195 230H197V227H195V229H193V231H195ZM6 231V230H5ZM91 232L93 231V230H90ZM247 231V230H246ZM94 232H95V230H94ZM108 231H106L105 233H107ZM190 231H188V232H186V233H182V234H180V236H178V238L176 239L177 241V243L178 244H175V245H177L176 247H182V246H184L185 245V243H187V241L189 240V237H192V235L193 236H197V234L199 233V231L198 232H195V233H189ZM208 232H209V229H208ZM207 232V233H208ZM144 233V232H143ZM146 233V232H145ZM197 233V234H196ZM255 233V232H254ZM75 234V233H74ZM165 235V234H164ZM163 235V233L161 232V233H156V234H152L151 235V237H149L150 239H155V240H162L163 238H162V236H164ZM255 235V234H254ZM257 235V234H256ZM83 236V235H82ZM94 236V235H93ZM110 236V235H109ZM203 236V235H202ZM107 237V236H106ZM166 237V236H165ZM171 237H173V234H172V236ZM204 237H206V236H203V238ZM72 238H74V237H72ZM97 238V237H96ZM109 238V237H108ZM175 238V237H174ZM3 239V238H2ZM105 239V238H104ZM166 239H168V237H166ZM191 239V238H190ZM130 240V239H129ZM128 240V241H129ZM138 240V239H137ZM154 240V241H155ZM80 241V240H79ZM152 241V240H151ZM167 241V240H166ZM197 242V241H196ZM104 243V242H103ZM146 243V242H145ZM150 243H152V242H150ZM149 243V244H150ZM166 243V242H165ZM109 244H111V243H109ZM148 244V243H147ZM159 244V243H158ZM224 244V245H223ZM222 245L226 248V246H227V242L226 243H223ZM99 245V244H98ZM173 245V244H172ZM172 245H171V247H172ZM194 245H197V243L195 244L194 243ZM222 245H220L219 247H218V249H216V251H215V253L217 254L219 251H221V249H223L224 247L222 246ZM229 245V244H228ZM197 247V246H196ZM196 247L194 246V248L196 249ZM88 248H89V246H88ZM178 248V249H179ZM189 248V247H188ZM193 248V249H194ZM228 248V247H227ZM226 248V249H227ZM239 248H241V247H239ZM97 249V248H96ZM135 249V248H134ZM148 249V248H147ZM146 249V250H147ZM176 249V248H175ZM184 249V248H183ZM194 249V250H195ZM225 249V251H227ZM149 250H151V249H149ZM149 250H147V252H149ZM190 250V249H189ZM188 250V251H189ZM204 250V249H203ZM242 250V249H241ZM243 250H244V248H243ZM175 251V250H174ZM176 251H177V249H176ZM239 251V250H238ZM244 251H246V249L244 250ZM92 252V251H91ZM155 252V251H154ZM186 252H187V249H186ZM194 252V251H193ZM212 252L213 251H210V250H207V249H205V252H204V256H205V258L206 257H208L207 259H199V258H197V260H193V259H195V257L194 258H192L190 255H186L185 254V256H188V259H192L191 261H189V260H187L186 259V261H184V260H182V259H184V258H182L181 259V257L179 258L180 260H179V264H208V262L210 261V263L209 264H211V262H214V261H212L211 260V258H214L215 260L217 259L216 257H210V255L212 254ZM224 252V251H223ZM174 253V252H173ZM189 253H190V251H189ZM199 253V252H198ZM148 254V253H147ZM147 254H146V256H147ZM149 254H151V253H149ZM155 254V253H154ZM193 254V253H192ZM191 254V255H192ZM197 254V253H196ZM180 255L182 256V255H184V254H181L180 253ZM195 255V254H194ZM213 255V254H212ZM61 256V255H60ZM74 256V255H73ZM90 256V255H89ZM170 256V255H169ZM193 256V255H192ZM92 257V256H91ZM152 257L153 258H151V259H148L147 261V263H145V264H159V263H161L162 262V264H166L164 261H165V259H167V258H169L168 256H167V258H165V259H163V257H158V255H156V256H154L153 255V252H152ZM189 257H191V258H189ZM250 257V256H249ZM119 258V257H118ZM144 258V257H143ZM148 258V257H147ZM199 259V260H198ZM245 259V258H244ZM247 259V258H246ZM263 259V258H262ZM168 260V259H167ZM251 260V259H250ZM146 261V260H145ZM196 261V262H195ZM253 261V260H252ZM258 261V260H257ZM155 262V263H154ZM249 261H247L246 263H248ZM254 262V261H253ZM259 262V261H258ZM261 262V263H260ZM260 264H264V261L263 260H260ZM177 263V264H178ZM246 263H244V262H242V261H239L238 262V264H246ZM250 263H252V262H250ZM136 264V263H135ZM215 264H216V261H215ZM228 264H231V263H228ZM233 264H235V263H233Z\"/></svg>",
  "mask_w": 264,
  "mask_h": 264
}]
</instances>
